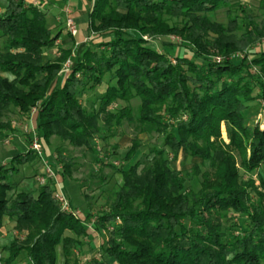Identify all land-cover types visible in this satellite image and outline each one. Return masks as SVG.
I'll return each mask as SVG.
<instances>
[{"label":"trees","instance_id":"obj_1","mask_svg":"<svg viewBox=\"0 0 264 264\" xmlns=\"http://www.w3.org/2000/svg\"><path fill=\"white\" fill-rule=\"evenodd\" d=\"M239 1L93 0L91 38L61 83L71 49L44 60L58 39L46 25L47 12L28 0H0V119L12 111L29 116L34 109L42 151L52 137L92 151L91 140L113 137L124 121L140 134H157L160 143L149 147L148 165L138 159L126 170L109 166L123 184L92 228L113 226L101 256L86 262L69 260L87 236L86 219L60 209L56 182L48 180L34 192L16 188L19 168L38 156L29 149L0 163V228L7 218L16 230L30 231L2 247L8 254L2 264H17L22 253L30 264H56L60 244L63 264H264V177L257 174L264 163V127L246 122L252 102L264 108V51L252 48L264 39V0L259 19L233 8ZM218 12L225 23L215 20ZM169 37L178 38L176 48L183 50L173 60L171 46L167 54L154 46ZM100 89L96 107L88 111L81 97ZM132 99L139 101L135 112L130 106L113 109ZM221 123L228 144L221 140ZM2 130L13 131L9 122H0ZM141 146L133 138L123 162L132 161ZM57 152L63 183L73 163L61 148ZM188 158L201 160L191 171L199 178L196 192L186 191L185 177L170 166ZM240 170L256 174L259 185L242 180Z\"/></svg>","mask_w":264,"mask_h":264},{"label":"rangeland","instance_id":"obj_2","mask_svg":"<svg viewBox=\"0 0 264 264\" xmlns=\"http://www.w3.org/2000/svg\"><path fill=\"white\" fill-rule=\"evenodd\" d=\"M29 2L33 4L32 0H28V3ZM259 2L260 0H240L239 2L234 3L233 8L240 6L247 13L259 19L263 15L259 10ZM214 18L218 22H226L224 12H218ZM46 25L49 27L48 20H46ZM179 43L180 41L178 38L169 37V40H164L163 44L159 43L154 46L163 52H165V50L168 51L169 49H167V47L171 46L170 48L173 50L170 54H172L173 57H170V59L173 60L174 56H181L183 53L181 47L176 48V44ZM163 45L164 50L162 49ZM252 48H254L255 52H263L264 39L258 41ZM165 53L167 54V52ZM67 61H70V63L74 62V60L70 59ZM100 93H102L101 89L95 94L90 93L87 96L81 97V102L88 111L96 107L97 96ZM138 105V99H132L127 103L117 102L113 105V109L130 106L133 109V112H135ZM246 113V122L249 127L252 128L255 125H258L260 129H263L264 126H261V120L264 119V108L260 101L256 100L252 102ZM34 120L35 113H32V111L29 116H24L12 111L11 113L5 114L3 118L0 119V122H9L13 129V131H0V163L3 162L6 164L10 161L13 154H24L29 150L33 136L35 135L38 138L34 127ZM111 134L113 137H106L105 140H102L101 136H97L95 140H91L90 145L92 151H87L84 148H74L67 142H62L57 137H52L42 151V160L37 157L35 161L32 160L31 162L22 165L19 168L18 175L15 177V180L18 182L16 187L18 191L34 192L39 186L36 177L40 174V171L45 164L52 166V168L56 170L60 167V169L56 171V181L59 183H56L55 192L64 194L70 204L71 211L79 213L77 216L74 215L76 218H79L80 220L82 219L83 221L86 219V222L84 223L87 229V236L81 239L82 245L76 246L72 250V254L69 258L71 263L74 261L86 262L91 258H99L102 254L101 245L109 236L110 226H113L111 224H106L103 228H100V230L97 231L92 228L95 219L106 209L107 198L110 197L111 193L117 187H120L123 184L121 175L115 174L109 166L112 165L116 168L121 167L126 170L138 159H141L143 165H148L150 164V159L152 157V155L148 153L149 147L154 143L160 144L157 141V134H140L135 129L134 124H130L126 121L120 126L115 127ZM220 137L225 144L229 143L228 128L224 123H221L220 125ZM133 138L140 140L142 146L132 161L124 163L122 157L131 147V140ZM114 146L117 148L113 149ZM57 148H61V156L71 159L73 163L71 177L66 179L63 183H60L61 179L59 172H61L62 166L57 159L60 157ZM233 154L235 156L236 164L239 165V157L237 153L233 152ZM168 156L169 158L171 157V155ZM96 158L102 160V164L97 163L95 161ZM199 163H201V160L198 158H188L183 162H180V159L178 161L171 160L170 162V166L173 169L179 170L185 177L186 191L194 190L196 192L199 189V178L191 175L192 165ZM143 165H141V167ZM205 169H208V163H206L201 170L204 171ZM92 174H97L101 178L105 177V181L100 179H90ZM240 174L242 180L253 178L255 180V186L259 185L256 174L249 176L244 174L241 170ZM257 174L264 177V163L257 170ZM81 189H84V191ZM88 199H91V201ZM238 222L242 223L243 221L237 219L234 221V223ZM227 225L228 224H226V226ZM4 230L0 231V264L3 263L8 255L6 252L5 254L3 253L2 247L8 246L13 239L16 238L21 241L24 240L30 232L27 229L20 232L15 228H13V230H7L4 228ZM65 235L68 236L70 234L66 233ZM63 261L64 257L62 246L60 244L56 248V264H63ZM109 263L113 264V261L109 260ZM17 264L30 263L27 260L26 255L22 253L18 258Z\"/></svg>","mask_w":264,"mask_h":264},{"label":"crops","instance_id":"obj_3","mask_svg":"<svg viewBox=\"0 0 264 264\" xmlns=\"http://www.w3.org/2000/svg\"><path fill=\"white\" fill-rule=\"evenodd\" d=\"M32 3L33 5H39L42 10L47 12L46 20H48L49 25L47 27L54 35L58 34V39L54 46L45 52L44 60H54L58 56V51L62 49H71L69 59L74 60L81 45L89 38L88 14L93 0H32ZM68 18H71L76 26L77 33L74 37L70 36L65 26ZM60 75L63 77V79H60L62 83L66 74L60 72ZM14 225V221L6 218L0 231L4 230V228L13 230ZM3 253L5 254L4 251Z\"/></svg>","mask_w":264,"mask_h":264},{"label":"built area","instance_id":"obj_4","mask_svg":"<svg viewBox=\"0 0 264 264\" xmlns=\"http://www.w3.org/2000/svg\"><path fill=\"white\" fill-rule=\"evenodd\" d=\"M65 26H66L67 31L69 32L70 36L74 37L77 33V30H76V26H75V24L71 18H68L66 20ZM90 38L91 37H89L87 40H89ZM215 60L217 62H219L220 58L216 57ZM70 65H71L70 61H66L65 64L63 65L61 72H63L64 74H68L69 70H70ZM32 113H35L34 109L32 110ZM261 123H262L261 126H264V119L261 120ZM29 149L32 150L38 156L39 159L42 160V146H41L38 138L35 135L33 136V139H32V142H31ZM58 169H60V167L57 168V171H58ZM48 180H53L58 184V182L56 181V170H54V168H52V166L45 164L42 167L40 174L36 177V181H37L39 186H43L46 184V182ZM54 199L59 204L60 209L63 212L73 213L75 216L79 215V213L71 211L70 204L67 201V199L63 193L55 192Z\"/></svg>","mask_w":264,"mask_h":264}]
</instances>
